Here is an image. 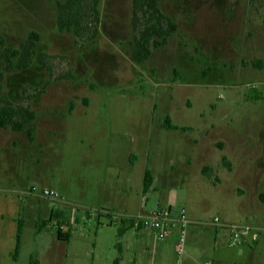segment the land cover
Wrapping results in <instances>:
<instances>
[{
	"label": "rangeland",
	"instance_id": "374dc122",
	"mask_svg": "<svg viewBox=\"0 0 264 264\" xmlns=\"http://www.w3.org/2000/svg\"><path fill=\"white\" fill-rule=\"evenodd\" d=\"M58 1L0 0L6 45L39 34L27 67L9 72L0 61V103L35 111L21 131L0 127V264H111L118 242L119 264H175L176 232L160 240L133 226L117 235L122 216L98 204L120 191L146 210L183 208L210 220L239 211L240 222L264 229V210L249 212L255 207L236 190L264 189V0H158L177 31L140 64L131 58V0H99L92 39L58 29ZM258 60L261 67L252 65ZM166 116L186 129L164 128ZM230 131L233 170L222 160ZM145 166L158 179L143 193ZM43 187L58 198L41 196ZM59 224L69 240L57 237ZM189 225L182 264L210 261L214 230L202 225V250L186 260Z\"/></svg>",
	"mask_w": 264,
	"mask_h": 264
},
{
	"label": "trees",
	"instance_id": "16d2710c",
	"mask_svg": "<svg viewBox=\"0 0 264 264\" xmlns=\"http://www.w3.org/2000/svg\"><path fill=\"white\" fill-rule=\"evenodd\" d=\"M132 15L131 24L133 28V37L129 43L132 46L131 58L136 64L147 60L153 48H160L168 43L170 37L177 31L176 22L166 13H164L158 0H131ZM57 27L60 31L72 32L77 38H94L99 31L100 10L99 0H64L57 2ZM85 36V37H84ZM39 40V34L30 31L27 38L17 46H8L4 37L0 34V61L5 65L7 71L12 72L28 66L29 58L32 56V48ZM45 54H39L37 57L44 62ZM255 67H261L262 62L252 61ZM3 73L0 72V80ZM35 118V111L28 105L14 104L11 100L2 98L0 103V127H10L13 131H21L25 125ZM162 126L167 129L182 128L174 124L169 116H166ZM221 146V145H220ZM224 164L230 167L226 157L222 158ZM208 168L205 166L202 173L206 174ZM152 173L146 168L143 178V191L146 192L152 184ZM62 224L57 229V237L63 240L70 239V231H63ZM133 227L128 219H121L117 229V235L121 236L126 229ZM22 220L18 219L15 247L12 253L14 259L21 244ZM119 255L116 256L111 264H119L121 260V246L117 244ZM29 264H37L35 259H30Z\"/></svg>",
	"mask_w": 264,
	"mask_h": 264
},
{
	"label": "crops",
	"instance_id": "0c3cea01",
	"mask_svg": "<svg viewBox=\"0 0 264 264\" xmlns=\"http://www.w3.org/2000/svg\"><path fill=\"white\" fill-rule=\"evenodd\" d=\"M263 130H264V128H263ZM263 130L261 131V133H264ZM243 136H244V133H243ZM242 139H244L247 142L246 136L244 138L241 137V140ZM236 147H237L236 135H234V134L232 135L231 131H230L229 135H228V153L226 156V158H227V160L231 166L230 170H233V168H234V164H235L234 153L235 152H232V150L235 149ZM250 147H252V146L250 145ZM254 154L256 155V152L250 153L249 156L254 157ZM127 158H128V162L131 165H135L137 160H138V156L133 152H131ZM255 158H256V156L254 157V159ZM146 168H148V167L145 166V169ZM145 169H144V171H145ZM148 169L151 171L150 168H148ZM144 171H143V177L141 180L142 191H143ZM151 173H152V171H151ZM125 176H126V182H128V184H129L130 173L126 174ZM152 176H153L152 184L146 192H148L151 189H155L157 187L156 181L158 178L153 173H152ZM117 177H119V176L117 175ZM236 190L238 191L239 196H241V197L247 196L248 197V202H250L251 207L258 208V210H255V208H254V209H249L248 211L249 212H255L257 214V216H260V213H258V211L263 212V210H264V189H257L254 192H251L249 194H247L246 191L240 186L237 187ZM137 192L138 191L135 192L136 196H137ZM146 192L143 191V193H146ZM113 194H115V195H113L110 199L108 198L107 200L101 201V203L98 204V205H100L101 210H103V209L106 210L105 213H110V214L112 213V214L117 215L120 218L122 215L134 214V213L138 212L143 206V205H141V202L137 203L136 199L133 196H131L128 193H125L124 191H122V193H121V191L118 193L114 192ZM167 208H171V207L168 206ZM188 216L190 217L191 222L189 223L190 225L188 224L189 227L186 231L188 236H187V242H186V256H185V258L187 261L195 260V257H194L195 253L197 252V250L201 251L202 249L200 247H202V245H204V243H205V240L207 238L206 234H205V230H198V228H197L199 225H202L203 226L202 229H206L208 227H211L214 230V241H215L214 242V250H215V252H214V254L213 253L211 254L212 257H211L210 261H208L207 258L205 257L206 259L204 261H202L201 264H264V238L261 237V239H259L257 242H253V243L242 242V243L235 245V246L229 245L228 225L231 223H238V224L242 223V222H240V219H242V218L246 219V214L243 215L241 213V215H240L239 211H237V212H234L231 217H228V216H225L223 218L220 217L222 220V223L219 225H215V224L211 223L210 219H204L202 217L198 218V217H194L193 215H190V214H188ZM240 216H241V218H240ZM261 217H263V215H261ZM116 218L117 217L113 216V219H116ZM186 227L183 230L184 243L186 241V237H185ZM175 229H177V228H174L171 232H173V231L176 232L177 240H178L180 230L178 228L177 231H175ZM192 237H195V238L192 239ZM222 237H224V239L226 240V243L224 245H222V243H223ZM192 244H193V246H192ZM120 246H121V253H122V245H120ZM176 246H177V244H176ZM175 252H176V247H175Z\"/></svg>",
	"mask_w": 264,
	"mask_h": 264
},
{
	"label": "built area",
	"instance_id": "2783aa9c",
	"mask_svg": "<svg viewBox=\"0 0 264 264\" xmlns=\"http://www.w3.org/2000/svg\"><path fill=\"white\" fill-rule=\"evenodd\" d=\"M32 193H35L34 188L29 189L24 194L30 195ZM38 193L43 197L51 199L58 198L59 196L58 192L50 187H43ZM24 194L23 196H26ZM121 218H128L133 226L155 230L157 238L160 240H164L174 228H179L180 232L176 246L177 258L175 264H182V255L184 252L183 230L191 222L185 209L182 208L177 212L171 208L146 210L142 206L138 212L122 215ZM110 219H113L112 216H110ZM210 222L219 225L222 223V220L218 215H215L211 218ZM228 229L230 246H235L242 242H257L264 235V229L249 223H231L228 225Z\"/></svg>",
	"mask_w": 264,
	"mask_h": 264
}]
</instances>
